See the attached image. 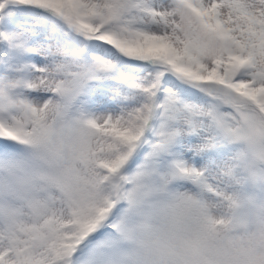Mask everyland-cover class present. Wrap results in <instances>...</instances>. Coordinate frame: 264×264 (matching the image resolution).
I'll use <instances>...</instances> for the list:
<instances>
[{"label":"snow or ice","instance_id":"1","mask_svg":"<svg viewBox=\"0 0 264 264\" xmlns=\"http://www.w3.org/2000/svg\"><path fill=\"white\" fill-rule=\"evenodd\" d=\"M257 159L264 0H0V264H199Z\"/></svg>","mask_w":264,"mask_h":264},{"label":"clouds","instance_id":"2","mask_svg":"<svg viewBox=\"0 0 264 264\" xmlns=\"http://www.w3.org/2000/svg\"><path fill=\"white\" fill-rule=\"evenodd\" d=\"M264 167V160H255ZM217 224L200 240L199 264H244V249L264 241V184L249 182L213 205Z\"/></svg>","mask_w":264,"mask_h":264}]
</instances>
